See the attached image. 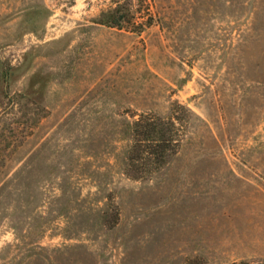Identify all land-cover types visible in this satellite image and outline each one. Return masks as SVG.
<instances>
[{
  "label": "rangeland",
  "instance_id": "obj_1",
  "mask_svg": "<svg viewBox=\"0 0 264 264\" xmlns=\"http://www.w3.org/2000/svg\"><path fill=\"white\" fill-rule=\"evenodd\" d=\"M0 264H264V0H0Z\"/></svg>",
  "mask_w": 264,
  "mask_h": 264
},
{
  "label": "trees",
  "instance_id": "obj_2",
  "mask_svg": "<svg viewBox=\"0 0 264 264\" xmlns=\"http://www.w3.org/2000/svg\"><path fill=\"white\" fill-rule=\"evenodd\" d=\"M125 21L126 20L123 22L125 23ZM123 22L119 21L117 25L123 24ZM171 124L173 127H175V122H173V119ZM133 126L137 132L142 131L143 133L147 134L145 139L140 141L136 140V142L138 143V146L141 143L148 144V148L152 149L154 152H150L147 149L146 151L150 152L151 154H159L160 151L161 153H164L172 149V144H174L175 139L169 136L167 137L165 129L163 128L165 123H163L161 120L141 117L139 120L133 123Z\"/></svg>",
  "mask_w": 264,
  "mask_h": 264
}]
</instances>
